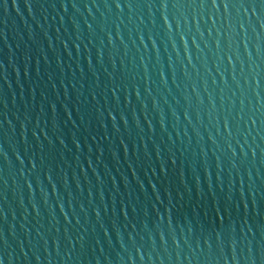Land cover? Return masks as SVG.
<instances>
[{"label": "water", "instance_id": "1", "mask_svg": "<svg viewBox=\"0 0 264 264\" xmlns=\"http://www.w3.org/2000/svg\"><path fill=\"white\" fill-rule=\"evenodd\" d=\"M0 264H264V0H0Z\"/></svg>", "mask_w": 264, "mask_h": 264}]
</instances>
